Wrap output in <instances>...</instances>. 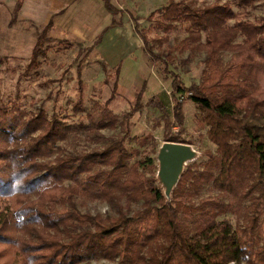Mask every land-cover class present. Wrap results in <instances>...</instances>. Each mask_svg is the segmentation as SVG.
<instances>
[{"label":"trees","instance_id":"16d2710c","mask_svg":"<svg viewBox=\"0 0 264 264\" xmlns=\"http://www.w3.org/2000/svg\"><path fill=\"white\" fill-rule=\"evenodd\" d=\"M249 1L236 0L235 6ZM104 6L113 15L123 12L111 0H104ZM155 12L164 24L159 39L165 40L177 23L186 33L164 55L153 53L129 14L143 50L169 78L173 104L163 140L180 141L181 102L187 98L201 113L213 153L203 152L201 169L187 165L166 200L155 183L152 160L131 162L125 126L121 138L99 149L66 153L58 144L81 130L99 136L100 129L116 127L118 118L107 104L87 113L88 124L71 125L49 118L43 109L30 114L16 101L8 105L0 100V192L26 171L33 178H52L48 192L0 200V264H25L33 256L38 264L101 259L102 264H264V18H241L227 2L218 1L195 5L169 0ZM100 39L98 35L88 49ZM39 40L31 62L41 52ZM172 51L203 54L198 82L184 86L169 70ZM101 65L110 72L106 62ZM143 86L135 94L134 110ZM115 93L114 86L111 96ZM203 185L216 193L192 200ZM76 201L104 202L115 214L83 212ZM18 209L27 216L22 228ZM226 212L241 222L231 226L216 219ZM37 216L41 223H32Z\"/></svg>","mask_w":264,"mask_h":264},{"label":"rangeland","instance_id":"374dc122","mask_svg":"<svg viewBox=\"0 0 264 264\" xmlns=\"http://www.w3.org/2000/svg\"><path fill=\"white\" fill-rule=\"evenodd\" d=\"M168 1L112 0V3L135 17L137 28L148 39L151 52L164 55L169 47L186 35L184 25L177 23L166 34L165 40L159 39L164 34L162 29L164 24L155 11L165 6ZM184 1L195 5L212 1L227 2L231 10L241 18L248 20L264 18V0H251L244 7L235 6L236 0ZM2 14L0 12L1 102L9 105L16 101L30 114L43 109L49 118L56 116L71 125L88 124L87 113L96 109V106L107 104V108L118 118L116 127L100 129L99 136L95 134L85 136L86 132L81 130L58 142L60 147L66 153L99 149L111 139L121 138L125 132L122 127L125 126L128 135L124 139V144L133 154L131 162L150 158L156 170L155 153L158 145L164 141L166 120L170 117L173 99L170 95L169 78L161 72V64L151 60L143 50L140 38L137 36L135 45L134 40H127L132 41V47L126 51L124 49L123 55L109 57L101 54L97 46L88 49L94 39L83 40L73 27L63 28L62 24L44 26L45 20H27L24 17L11 22L14 8L4 10ZM117 17L119 16L113 18ZM130 24L132 27L131 21ZM37 40L41 52L34 62H31L30 58ZM171 56L172 62L168 64V68L179 75L182 85L198 82L203 66L202 53L172 51ZM226 58L223 56L224 60ZM103 61L110 69L109 73L104 71L101 65ZM119 63L117 73L115 68ZM142 82L144 86L139 100L140 105L134 110L135 94ZM114 86L116 93L111 96ZM181 110L184 130L178 139L189 144L197 153L196 158L185 167L194 164L197 169H201V163L205 160L203 152L214 151L213 145L205 135L207 126L200 122L201 113L187 98L182 99ZM174 130L175 127H172L171 132ZM100 136L104 137L97 140ZM155 170V183L160 187ZM215 193L207 185H203L198 196L192 200ZM76 203L83 212L99 213L102 216L115 214V210L104 202L84 201L81 204L80 201H76ZM137 204H133V209ZM216 219H226L231 226L241 222V218L232 212L219 215ZM90 263L102 264L105 260H91Z\"/></svg>","mask_w":264,"mask_h":264},{"label":"crops","instance_id":"0c3cea01","mask_svg":"<svg viewBox=\"0 0 264 264\" xmlns=\"http://www.w3.org/2000/svg\"><path fill=\"white\" fill-rule=\"evenodd\" d=\"M18 1L20 5L15 13ZM13 8V20L24 17L27 20H45L44 26L62 24L63 28L73 27L86 41L94 39V42L97 36L101 35L95 46L105 56L123 55L124 49L126 51L132 47V41L127 40H134V45L136 44L137 34L133 26L131 27L129 13L123 9V12L116 15L109 13L105 9L104 0H0L1 14L4 10ZM115 16H119L116 19L119 23L113 25Z\"/></svg>","mask_w":264,"mask_h":264},{"label":"water","instance_id":"95a60500","mask_svg":"<svg viewBox=\"0 0 264 264\" xmlns=\"http://www.w3.org/2000/svg\"><path fill=\"white\" fill-rule=\"evenodd\" d=\"M196 156V151L184 142L164 140L158 145L155 153V176L166 200L169 199L170 192L178 181L185 165L193 161Z\"/></svg>","mask_w":264,"mask_h":264},{"label":"clouds","instance_id":"9594fccd","mask_svg":"<svg viewBox=\"0 0 264 264\" xmlns=\"http://www.w3.org/2000/svg\"><path fill=\"white\" fill-rule=\"evenodd\" d=\"M12 143L13 141H9ZM22 179H12L8 185L7 191L0 192V200L19 201L26 198H31L35 193H45L51 189L52 178H33L30 171L22 174ZM24 209H18L16 212V220L19 227H23L27 216L24 214ZM32 223H41L39 216L35 217ZM19 245H17L18 247ZM25 264H38L36 256L26 257Z\"/></svg>","mask_w":264,"mask_h":264}]
</instances>
